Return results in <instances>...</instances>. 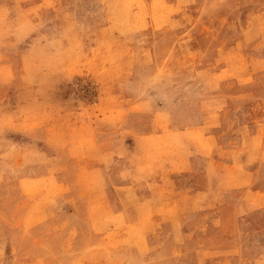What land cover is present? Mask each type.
I'll list each match as a JSON object with an SVG mask.
<instances>
[{
    "label": "rangeland",
    "instance_id": "obj_1",
    "mask_svg": "<svg viewBox=\"0 0 264 264\" xmlns=\"http://www.w3.org/2000/svg\"><path fill=\"white\" fill-rule=\"evenodd\" d=\"M0 264H264V0H0Z\"/></svg>",
    "mask_w": 264,
    "mask_h": 264
}]
</instances>
